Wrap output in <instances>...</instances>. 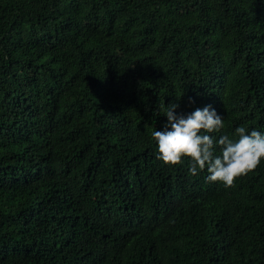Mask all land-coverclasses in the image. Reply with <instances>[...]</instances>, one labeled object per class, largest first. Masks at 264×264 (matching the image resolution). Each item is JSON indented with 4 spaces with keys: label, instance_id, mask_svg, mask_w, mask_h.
I'll return each mask as SVG.
<instances>
[{
    "label": "trees",
    "instance_id": "1",
    "mask_svg": "<svg viewBox=\"0 0 264 264\" xmlns=\"http://www.w3.org/2000/svg\"><path fill=\"white\" fill-rule=\"evenodd\" d=\"M172 103L264 133V0H0V264H264V161L164 164Z\"/></svg>",
    "mask_w": 264,
    "mask_h": 264
},
{
    "label": "clouds",
    "instance_id": "2",
    "mask_svg": "<svg viewBox=\"0 0 264 264\" xmlns=\"http://www.w3.org/2000/svg\"><path fill=\"white\" fill-rule=\"evenodd\" d=\"M178 107L175 103L169 104L164 113L168 118L165 130L152 133L158 145L157 158L164 164L175 166L189 158L190 175L196 176L207 169L208 181L232 187L237 179L264 161V133L255 129L249 132L241 126L236 129V139L223 135L216 140L210 134L220 132L224 120L214 108H197L185 117L176 114ZM217 145L220 155L215 154Z\"/></svg>",
    "mask_w": 264,
    "mask_h": 264
}]
</instances>
